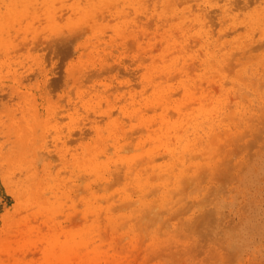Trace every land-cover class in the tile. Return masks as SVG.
<instances>
[{"label":"rangeland","instance_id":"obj_1","mask_svg":"<svg viewBox=\"0 0 264 264\" xmlns=\"http://www.w3.org/2000/svg\"><path fill=\"white\" fill-rule=\"evenodd\" d=\"M254 7L0 0V264H264Z\"/></svg>","mask_w":264,"mask_h":264},{"label":"bare ground","instance_id":"obj_2","mask_svg":"<svg viewBox=\"0 0 264 264\" xmlns=\"http://www.w3.org/2000/svg\"><path fill=\"white\" fill-rule=\"evenodd\" d=\"M142 4H143V2H142ZM228 10H229L228 7H226V6L223 7L222 15H223V17H227L229 20L232 21L233 20V17L236 16L237 14L236 13H232L230 15L228 13ZM197 16L199 18V20H197V21L200 23L201 28L205 32V36H208V34L210 33V25H209V23L207 24V21L205 20V18L203 17V15H201V14L198 15L197 14ZM249 17H250V20L248 19L247 25L245 27V35L246 36H249L250 34L252 35L253 33L257 32V33H259V40H262L264 38V9H257L256 7H254L252 9L251 14H249ZM231 21H230V24H228L227 26H225V28H222V29L220 28L218 30V32H217L218 35H222V34L227 33L228 32L227 30H231L232 31L233 29H236V26ZM260 24H262V25L259 26V29H256L257 28V25H260ZM242 38H244V36H241L240 35V36L236 37L233 40H246V39H242ZM218 39H219V36H218ZM220 39H222L221 36H220ZM151 87H154V86L151 85L150 88ZM81 93L82 92H79L78 93V96H80ZM46 96H49V95L46 93ZM71 105L74 106V104H71ZM23 145H24L25 148L22 147L21 150L22 149H24V150L26 149L27 143L26 142H23ZM30 145L33 146L32 144H30Z\"/></svg>","mask_w":264,"mask_h":264}]
</instances>
